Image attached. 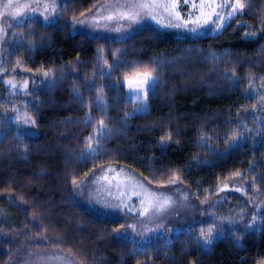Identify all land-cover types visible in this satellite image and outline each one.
I'll use <instances>...</instances> for the list:
<instances>
[{"label":"trees","instance_id":"1","mask_svg":"<svg viewBox=\"0 0 264 264\" xmlns=\"http://www.w3.org/2000/svg\"><path fill=\"white\" fill-rule=\"evenodd\" d=\"M103 1L58 0L47 19H7L0 213L8 220L0 222V264H10L15 235L40 237L33 246L71 251L85 264H264V125L251 115L264 87V0H242L246 7L219 33L144 25L112 39L75 30V20ZM141 71L155 73L157 82L149 108L134 112L123 79ZM23 101L35 124L11 126L13 107ZM107 163L157 185L178 177L200 200L226 195L217 211L222 234L205 244L189 229L137 250L116 231L123 220L77 198L73 180ZM230 180L238 185L220 192Z\"/></svg>","mask_w":264,"mask_h":264},{"label":"rangeland","instance_id":"2","mask_svg":"<svg viewBox=\"0 0 264 264\" xmlns=\"http://www.w3.org/2000/svg\"><path fill=\"white\" fill-rule=\"evenodd\" d=\"M58 0H54L56 6ZM21 3H30L31 0H20ZM133 0H105L100 3L93 11L78 18L74 22V29L88 32L92 35L99 37H106L112 39H122L128 37L135 30L144 25H153L161 29H169L182 35H197L205 27H209L213 33H219L223 27L234 17L226 19L221 26L217 27L215 23L209 21L205 23V16L200 15V11L196 9V13L193 12L192 2L189 0L187 4L184 0H178L175 8V12L179 13L177 18L174 14L170 15L167 12H163L161 9H156L153 12L156 19H152L151 16H146L143 11L141 14L133 19L119 18L116 14L118 12L129 11L128 8L119 7V5H130ZM197 4L200 0H195ZM222 2V0H218ZM234 2V0H232ZM243 2V1H242ZM7 3V0H0V11H3V4ZM44 4H53V0H40L39 10L32 14L28 10H25L27 17L42 16L45 18L51 17L53 12L49 7L48 11L44 10ZM182 4V7H181ZM246 7V6H245ZM244 7V8H245ZM205 12L209 9L205 8ZM221 16L227 17V10H220ZM112 15V20H107L105 17ZM199 17V20H197ZM11 17H5L4 19H10ZM26 18L17 17L14 22L23 21ZM215 20V16L212 17ZM84 21V23H80ZM187 21V23H185ZM2 22V21H0ZM169 23L179 24L180 27L168 26ZM119 29V31H117ZM191 29H195L192 31ZM203 33V32H201ZM3 36H0V43ZM13 69L16 67L13 66ZM12 69V71H13ZM150 73L153 78L151 86L145 85L147 89L146 100H135L136 106L134 112L146 111L149 108L150 90L157 82V75L149 71H141L129 75L123 79L124 90L127 97L130 99V88L140 92L141 97L144 96V91L140 88V81L144 79V74ZM201 81V80H199ZM22 83V82H21ZM21 83L18 82V85ZM22 89H27V86H22ZM257 92H261V86L257 87ZM261 98L255 110L251 111V115L254 119L260 123L261 127L264 125V118L259 116L258 112H264V87L261 92ZM27 103L24 101L21 105L14 106L16 110L12 113V118L9 119L11 126L15 125L26 127L23 119H20L23 114L28 113L26 110ZM261 107V108H259ZM139 109V110H138ZM5 111L12 112L8 108ZM262 119V121H260ZM264 129V128H263ZM4 131V128H0V134ZM75 185V191L79 201L90 210L106 216L114 217L123 220V224L119 226V234L132 239L136 245L137 250H142L148 241H155L163 239L165 243L171 242L173 235L182 232L184 230H192L198 232L200 235L201 228L207 229L211 224H215L216 228L213 233V239L216 236L221 235V228L225 222L222 216L217 213L218 206L226 201V195L220 198H202L198 199L194 195V192L182 182L175 180V183L169 185H157L151 183L148 179L136 174L133 170L118 164H103L82 178ZM238 185L237 181H228L221 184L220 192H225ZM244 189V186H243ZM154 192L157 195L163 193L165 196H171L173 203L171 206L166 207L162 212H155L153 208H149L147 214H142L143 209L148 207V200L145 199L147 193ZM225 194V193H224ZM188 199H183L184 196ZM143 201V203H142ZM260 207V205H259ZM257 212V211H256ZM7 214L0 213V222L8 220ZM231 214L224 215L226 219L231 218ZM255 220H252L250 226H254L258 219V212L253 215ZM14 221V220H10ZM123 226V227H121ZM251 226V227H252ZM29 232L28 227L22 230L23 234ZM86 238L91 236L85 233ZM201 237V235H200ZM17 243L16 249L10 260V264H85L71 251L62 248H44L35 247L33 243L37 242L40 237L32 236L28 241L27 238L23 240L20 235L14 236ZM212 239V240H213ZM204 241V240H203Z\"/></svg>","mask_w":264,"mask_h":264},{"label":"snow or ice","instance_id":"3","mask_svg":"<svg viewBox=\"0 0 264 264\" xmlns=\"http://www.w3.org/2000/svg\"><path fill=\"white\" fill-rule=\"evenodd\" d=\"M189 0H184V3L187 4ZM178 3V0H133V2L130 5H119V7L122 8H128L129 11L127 13L125 12H118L116 15L119 18H128V19H135L141 14V11L144 12L146 16H151L152 19H156L155 15H153V12L156 9H161L163 12H167L170 15L174 14L177 18L179 17V13L175 12L176 5ZM40 0H31L30 3H21L20 0H7V3L3 4V11H0V36L6 35V28H10L13 25L11 23H8L5 17H11L13 19L20 17V18H26L25 10H28L30 13L34 14L36 13L40 8ZM44 10L48 11L49 7L52 8V10H55V4L53 0V4H44L43 5ZM192 7L197 8L200 11L201 16H205L206 20L205 23H208L211 21L212 23H215L217 27L221 26V24L226 20L230 19L233 15L242 12L245 4L242 2V0H222V2H218V0H200V3L197 4L195 0L192 2ZM205 8L209 9L208 12H205ZM217 9L220 10H227V17L221 16L220 12L217 11ZM83 15V13H81ZM215 16V20L212 19V17ZM48 17L45 16V19ZM107 20H112L113 16L109 15L105 17ZM197 20H199V17H197ZM80 23H84V21H80ZM187 23V21H185ZM168 26L171 27H180L179 24H173L169 23ZM192 31H195V29H191ZM119 31V29H117ZM47 75V73H45ZM153 78L151 77L150 73L144 74V79L140 81V88L144 91V96L141 97L140 92L136 91L132 88L131 83L129 84L130 88V99L135 100H146L147 98V89L144 88L145 85L151 86V83H153ZM8 83L15 88L16 84L12 81H8ZM25 85L27 84V81L24 82ZM139 110V109H138ZM20 119H23L25 124H35V120L32 119L27 113L23 114V116L20 117ZM100 124L103 125V120L100 121ZM91 139V137L89 138ZM165 139H171L170 134L165 137ZM89 151L91 152L92 149L89 146ZM236 175H239L237 173ZM176 178H172L169 180V183H175ZM73 184L77 187L79 186L75 180H73ZM221 191L223 189H220ZM241 189H236V191H240ZM145 199L148 200V207L143 209L142 214H147L149 211V208H153L155 212H162L165 210L166 207L171 206L173 203H175L171 196H165L163 193L157 195L154 192L147 193ZM183 199L187 200L188 197L185 195ZM143 203V201H142ZM253 220H255V217H253ZM123 227V226H121ZM216 225L213 223L210 226L207 227L205 230L204 228H201L200 235L201 238L204 240L205 244H211L213 239V233L215 231ZM117 232H120V229H116Z\"/></svg>","mask_w":264,"mask_h":264}]
</instances>
